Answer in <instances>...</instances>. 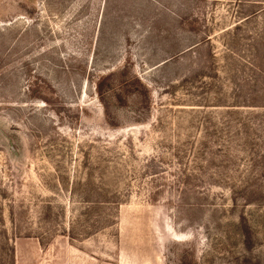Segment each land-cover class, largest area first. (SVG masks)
Returning a JSON list of instances; mask_svg holds the SVG:
<instances>
[{"label": "rangeland", "instance_id": "1", "mask_svg": "<svg viewBox=\"0 0 264 264\" xmlns=\"http://www.w3.org/2000/svg\"><path fill=\"white\" fill-rule=\"evenodd\" d=\"M0 264H264V0H0Z\"/></svg>", "mask_w": 264, "mask_h": 264}]
</instances>
